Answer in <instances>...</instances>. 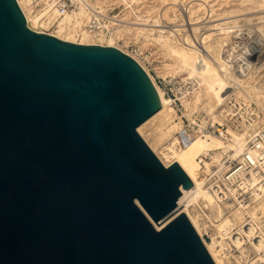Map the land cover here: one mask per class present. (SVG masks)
Segmentation results:
<instances>
[{
	"label": "water",
	"instance_id": "obj_1",
	"mask_svg": "<svg viewBox=\"0 0 264 264\" xmlns=\"http://www.w3.org/2000/svg\"><path fill=\"white\" fill-rule=\"evenodd\" d=\"M161 107L121 50L0 0V264H215L178 203L192 182L137 132Z\"/></svg>",
	"mask_w": 264,
	"mask_h": 264
},
{
	"label": "bare ground",
	"instance_id": "obj_2",
	"mask_svg": "<svg viewBox=\"0 0 264 264\" xmlns=\"http://www.w3.org/2000/svg\"><path fill=\"white\" fill-rule=\"evenodd\" d=\"M85 1L87 2L86 7H82L79 13L67 14L58 18L52 9V5L48 1L46 2L47 6L44 11L32 17L25 7V0H17L27 24L33 31L40 33L42 32L38 30L40 27L46 29L56 24V35L51 33L53 36L66 42L77 44H93L91 36L82 28L84 23L90 18L89 9H99L104 13L107 7L114 4L122 5L124 8L121 12L109 20L111 22L110 24L116 25L115 35L112 33L109 37H106V40L110 39V43L103 44L101 43L102 38L100 39L101 45L113 47L116 46L112 44V40L119 39L123 36L124 31L130 30V28L126 27V24L132 15V7L142 0ZM194 1L197 2L193 4L195 6L191 5L188 8L189 23L187 25H190L191 28L186 33L182 32L185 29H182L181 25H175L177 22L175 12L178 9L168 6V4H174L176 0H160V6L162 5V8L147 11V14H150L151 17L153 15L152 23L147 25L148 28L146 29H137L141 32L146 42L156 45L163 52L166 58L163 63V67L165 68V73L162 74L163 76L169 75L174 79L180 77L182 78V82L190 80L195 85L197 84L193 95L181 100L184 107L183 115L191 121L193 120L194 113H204L207 115L209 118L204 117L200 122L194 121L197 123L199 129L220 122L223 116L222 105L231 95H234L237 101L245 102L248 105L249 112L254 110L257 115L260 116L261 114V123H264V82L261 83L259 81L261 73H263L264 77V50L262 54L263 59L260 60L261 63L259 66L249 65L248 69L241 74L235 73L229 63L235 50V46L231 42L232 35L244 27L245 29H250V26L257 24V26H260L261 31L258 30L264 36V16L240 19L222 18L219 16L215 19L213 16L215 20L212 19L211 23H218L209 25L208 27L205 26L201 29L198 27L201 24H199L200 18L197 17L195 21L192 19L196 12L203 10L207 6L204 7L205 2L203 0ZM171 12L173 13L172 15L170 14ZM178 17L180 16L178 15ZM235 35L237 37V34ZM77 37H81L80 42L76 41ZM260 41L263 46V39ZM262 49H264V46ZM224 53H226L225 56L223 55ZM200 58L203 66L198 68L196 62ZM140 65L147 71L142 64ZM149 75L152 77L150 73ZM156 91L162 107L151 118L139 126L137 132L165 167H169L176 162L192 182V187L180 195L178 203L183 213L191 219L194 228L203 239H205V233H203V229L205 230V228L201 227L198 224L197 218L191 215L189 207L194 203H201L215 213L218 219V223L215 225L216 234H208L210 240L205 239L204 241L206 249L215 264H226L229 262L226 252L228 244L222 240H218L215 235L238 225L244 213L258 223L262 239L252 241V235H249L245 231L249 237V243L245 242V240L233 239L231 246L237 250L240 260L250 258L248 255L249 249L252 252L260 250L264 252V221H262L264 218V195H260V193L256 194L255 191V202L252 206L247 209L244 208L246 209L244 210L230 205L232 207L230 216H225L222 207L217 206L213 197L205 192L199 179L198 158L201 155L210 154L212 162H218L223 151L235 150L238 152L242 149L246 141L244 135L229 129L230 135L227 137L228 140L224 141L213 134H198L187 148L181 150L176 149L174 147V133L181 126L182 122L178 119L174 108L169 105V101L164 96L162 90L156 88ZM253 105L255 109L252 108ZM154 121H158L157 127L153 136H150V139H148L144 135L147 132H143V130ZM260 190L262 189L260 188ZM256 261H264V258L258 257Z\"/></svg>",
	"mask_w": 264,
	"mask_h": 264
},
{
	"label": "built area",
	"instance_id": "obj_3",
	"mask_svg": "<svg viewBox=\"0 0 264 264\" xmlns=\"http://www.w3.org/2000/svg\"><path fill=\"white\" fill-rule=\"evenodd\" d=\"M47 1L52 5V9L58 18L67 14L79 13L82 7H86L87 3L85 0H31L30 6L34 14L43 12L47 6ZM89 10L90 18L85 22L83 28L95 42L86 45L105 46L100 44V39L109 37L112 33L115 35L116 33V25L109 22L116 15H112L114 8L107 7L104 13L99 9L91 8ZM53 26L46 29L40 27L42 28L40 30L42 32L40 33L53 36L48 32ZM250 39L252 41L250 40L247 43L235 42L234 44L235 50L229 63L235 73L241 74L248 69L249 65L256 66L263 54V46L260 39L255 38V36H252ZM138 52L139 48L134 47L130 53H123L133 58L140 65L141 63L137 58ZM223 55L225 56L226 53ZM196 65L198 68L203 66L201 58L197 60ZM145 72L150 77V72ZM150 79L155 88L162 90L164 96L169 101V105L174 108L178 119L182 122L181 126L174 133V147L176 149L187 148L198 134H213L224 141L228 140L227 137L230 135L229 129L244 135L246 141L242 149L238 152L235 150L223 151L218 162H212L210 154L201 155L198 158V173L205 192L213 197L217 206L222 207L225 216H230L232 207L247 209L252 206L255 202V191L256 194L260 193V195H264V123H261L262 116L257 115L254 110L249 112L248 105L245 102H239L234 95H231L222 105L223 116L221 121L199 129L197 123L194 121L200 122V120L194 117L195 120L191 121L183 115L184 107L181 101L193 95L197 84L195 85L190 80L182 82V80L178 78L174 79L173 77L163 79L152 76ZM252 108L255 109V106L253 105ZM189 209L191 215L197 218L198 224L205 228V230L203 229L205 239L210 240L208 234H216L215 225L218 223V219L215 213L201 203H194ZM187 218L191 222L188 216ZM262 221H264V218ZM195 231L197 232L196 229ZM245 231L249 235H252V241L262 237L258 223L253 221L246 213L243 214L238 225L227 231L217 233L215 236L228 244L226 252L230 256L235 250L231 246L233 239H241L249 243V237ZM197 234L205 245V239L198 232ZM262 255L264 256V252H262ZM243 264H264V261L251 263L245 261Z\"/></svg>",
	"mask_w": 264,
	"mask_h": 264
},
{
	"label": "rangeland",
	"instance_id": "obj_4",
	"mask_svg": "<svg viewBox=\"0 0 264 264\" xmlns=\"http://www.w3.org/2000/svg\"><path fill=\"white\" fill-rule=\"evenodd\" d=\"M203 1L205 2L204 7L205 6H207V7H205L201 11L196 12V14L194 15V18L192 19L193 21H195V19L197 17L200 18L199 24L200 23L201 24L198 27L201 29L205 26L208 27L209 25L211 26V25L217 24L218 22L217 23L216 22L211 23V22H212V19H214V18L217 19L218 16L222 17V18L229 17V18H236V19L264 16V0H203ZM195 2L196 1H194V0H184V1L183 0H176V2L174 4H168V6H172L175 9H178V11L175 12L176 13L175 17L177 20L175 25H177V26L181 25L182 29H185L182 31L183 33L184 32L186 33V31L191 28L190 25H187L189 23L188 8L191 5H193ZM160 4H161L160 0H142L140 3H136L135 5H133V7H132L133 11L131 13L132 15H131V17H129V20L127 21V24H126V27L130 28V30L124 31L123 36H121L119 39L112 40V44H114L116 47H118L119 50H122L125 53H128V52L130 53L131 49L134 47L139 48L137 58L140 61V63L147 69V71L150 72L151 76L160 77V78L164 79V78H168L170 76L169 75H166V76L162 75L165 73V68L163 67V63L166 60V58L163 55V52L156 45H153L150 42H146V40L142 36L141 32H139L137 30L138 28H140V29L148 28L147 25L152 23L153 15L151 17L150 14H147V11L150 9L162 8L161 7L162 5L160 6ZM30 5H31V0H25L26 9L29 11L31 16L34 17L38 13L34 14V11L31 9L32 7ZM193 6H195V5H193ZM110 7L114 8L112 15L118 14L124 8V6L118 5V4H114ZM170 14L172 15L173 13L171 12ZM178 15L180 17H178ZM213 16H214V18H213ZM147 19H149V20L147 21ZM131 23H135V24H131ZM55 27H56V24H54L53 28H51L48 32L56 35ZM243 29H245V27L242 28L240 31L235 32L232 35L231 42H233V44H235V42H242V43L250 42V40H251L250 38L252 36H255V38L260 39V40L263 39V42H264L263 33L260 32L261 31L260 26H257V24L250 26V29L248 28L250 31L246 28L249 32L246 29L245 30H243ZM38 30H42V28H39ZM245 33L248 35H246ZM187 34H188V32H187ZM235 34H237V37ZM79 38H76L77 42L81 41V37H79ZM106 39H107L106 37L102 38L101 43H103V44L110 43L109 42L110 39L109 40H106ZM93 42H95V41H93ZM263 46H264V43H263ZM130 47H132V48H130ZM263 55L260 57L259 63L255 67H258L259 64L261 63L260 60L263 59ZM259 78H260L259 81L261 83L264 82L263 73L260 74ZM178 79L181 80L182 78L178 77ZM260 116H261V114H260ZM194 117H196L198 120H202L204 117H208V116L205 115L204 113H200V114L194 113L193 114V120H195ZM157 123H158V121H154L153 123L149 124L146 127V129H144L145 131L143 130V132H147L145 134L143 132L142 133L148 139H150V136H153L155 129L157 127ZM263 246H264V244H263ZM248 255L250 256V258L245 259L247 263L249 262V260H250L249 263H251L252 261L255 262V260L258 257L264 258L261 250L252 252V250L249 249ZM235 256H237V257H235ZM228 258H229V262L226 264H243V262H245L244 259L240 260V256L238 255V252L236 249L234 250V252H232L230 254V256L228 255Z\"/></svg>",
	"mask_w": 264,
	"mask_h": 264
}]
</instances>
